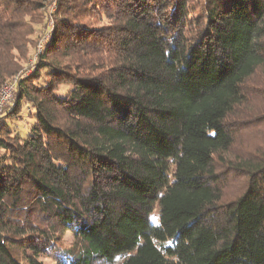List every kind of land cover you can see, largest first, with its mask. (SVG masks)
I'll list each match as a JSON object with an SVG mask.
<instances>
[{"label":"trees","instance_id":"1","mask_svg":"<svg viewBox=\"0 0 264 264\" xmlns=\"http://www.w3.org/2000/svg\"><path fill=\"white\" fill-rule=\"evenodd\" d=\"M15 77L0 264H264V0H0Z\"/></svg>","mask_w":264,"mask_h":264},{"label":"rangeland","instance_id":"2","mask_svg":"<svg viewBox=\"0 0 264 264\" xmlns=\"http://www.w3.org/2000/svg\"><path fill=\"white\" fill-rule=\"evenodd\" d=\"M54 7H55V2H51L47 6V8H48L47 11H53L54 10ZM49 24L50 25H53V20L51 18L49 19ZM40 45H41V38L39 39V41L37 43L38 48L40 47ZM33 61H34V59L31 58L30 61L28 62V64L33 63ZM15 80H16V77L12 81L14 82ZM11 100H14V98L11 99ZM12 102H10V103H12ZM9 104H7L6 106H8ZM261 112L262 111H260V113ZM9 123H10V125H11L12 128L15 127V125H16L18 128H20L19 129L20 130V133L23 136H27L30 133L31 126L33 124V119L30 118V116H29V109H28V107H24L22 109L21 116L18 117V118H14V119L10 120ZM249 135H251V136L253 135L252 140H249V141H252L253 143L248 144V148H247L246 147L247 144L245 145V139ZM261 138H262V132H257V131H254V129H253V131L250 134H247L243 138H240V140H239L240 143L238 142V146H236L234 153L231 154L232 158L241 157V155L246 156V152L249 153V148H255L256 146H258V145L261 144V142H262V139ZM63 241H64V243L66 245H70L72 243L73 236H72V234L69 231L65 232V234L63 236ZM44 260L48 264H53L54 263L53 262V259L51 257H46V258H44Z\"/></svg>","mask_w":264,"mask_h":264},{"label":"built area","instance_id":"3","mask_svg":"<svg viewBox=\"0 0 264 264\" xmlns=\"http://www.w3.org/2000/svg\"><path fill=\"white\" fill-rule=\"evenodd\" d=\"M48 36V35H47ZM48 38V37H47ZM46 39L41 40V45L42 47L45 44ZM16 80L13 82H8L6 83L3 88L0 91V113L3 111L4 107L12 102L15 99V91H16V85H15Z\"/></svg>","mask_w":264,"mask_h":264}]
</instances>
